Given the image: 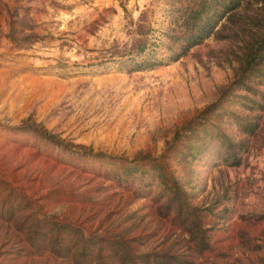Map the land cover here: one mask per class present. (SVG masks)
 Masks as SVG:
<instances>
[{"label":"rangeland","instance_id":"1","mask_svg":"<svg viewBox=\"0 0 264 264\" xmlns=\"http://www.w3.org/2000/svg\"><path fill=\"white\" fill-rule=\"evenodd\" d=\"M190 8L211 11L0 0V264H122L112 242L172 264H264V43L246 63L264 0L182 51ZM171 177L199 252L152 200Z\"/></svg>","mask_w":264,"mask_h":264},{"label":"trees","instance_id":"2","mask_svg":"<svg viewBox=\"0 0 264 264\" xmlns=\"http://www.w3.org/2000/svg\"><path fill=\"white\" fill-rule=\"evenodd\" d=\"M205 7L209 6L211 9L210 12L202 10H196L190 8L184 10L180 27L182 28L181 35L183 42L180 44L182 51L186 50L193 44L199 42L206 35L211 33L215 26L220 20L226 16V19H230L231 16L237 12L240 8L243 0H203ZM203 12V13H202ZM264 35V32L263 34ZM264 43V37L260 38L257 42L256 47L253 50H250L247 55H249L246 60L247 66H250L254 61V57L258 58V55L261 53V48ZM246 56V55H245ZM252 59V60H249ZM249 60V62H248ZM140 65H145V63H139ZM261 107V106H260ZM247 128V126H245ZM160 175V172H158ZM171 179H173L171 177ZM170 186L167 188H161L160 192L152 196L153 202L156 204L157 212L163 215L168 214L171 211H174L170 217L172 222L180 224L183 230H189L190 227L188 223L194 214V208L190 203V200L187 195L182 196L184 191L177 189V186L174 182V179L171 180ZM162 195H166L167 206L162 211L163 208L162 202L160 203V198ZM181 196V197H179ZM193 210V211H192ZM165 213V214H164ZM188 242H191L195 247L196 251L199 252L202 249L207 247V240L205 235H195L193 231H190L189 236H187ZM116 244L114 247V252L117 254V259L122 264H172L171 256L168 252H157V251H132L129 248L125 247L122 244L112 242ZM136 259H139L136 260ZM187 255L181 253L177 256V264H185L187 262ZM141 261V262H140Z\"/></svg>","mask_w":264,"mask_h":264}]
</instances>
